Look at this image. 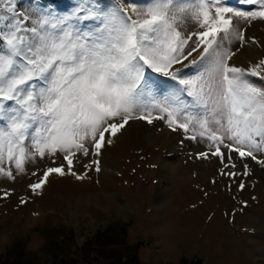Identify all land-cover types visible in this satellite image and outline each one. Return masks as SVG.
<instances>
[{"label":"snow or ice","instance_id":"snow-or-ice-1","mask_svg":"<svg viewBox=\"0 0 264 264\" xmlns=\"http://www.w3.org/2000/svg\"><path fill=\"white\" fill-rule=\"evenodd\" d=\"M244 3L252 8L227 0H147L117 7L102 16L101 27L84 31L73 20L96 18L94 8L23 15L18 0H0V177L14 178L29 161L48 158L52 166L29 185L33 193L52 174L84 179L74 171L77 154L94 149L98 157L134 120L162 121L206 140L201 158L223 160V146L264 166V89L250 82L264 80V58L247 68L230 63L235 43H257L241 22H264V0ZM148 71L175 82L173 90L155 95ZM92 163L99 172L100 161Z\"/></svg>","mask_w":264,"mask_h":264},{"label":"rangeland","instance_id":"rangeland-1","mask_svg":"<svg viewBox=\"0 0 264 264\" xmlns=\"http://www.w3.org/2000/svg\"><path fill=\"white\" fill-rule=\"evenodd\" d=\"M146 3L18 0L17 14L31 15L42 8L68 14L80 4L96 9L98 15L73 23L94 31L101 27L102 16L117 7ZM227 4L252 8L244 0H227ZM192 27L191 22L185 25L186 30ZM241 27L257 43L249 41L244 47L235 43L233 50L239 51L230 63L247 68L264 58V22H241ZM185 73L191 75L193 70ZM146 75L158 97L173 90L169 86L175 82L151 71ZM250 82L264 89V80L251 77ZM184 98L190 99L186 94ZM127 127L111 145L105 143L98 157L94 149L86 157L77 154L74 171L86 173L84 179L52 174L33 193L29 185L52 166L48 158L29 161L25 172H14V178L0 177V258L56 264L50 239L57 236L70 257L76 258L71 264H135V259L139 264H264V166L223 146V160L211 155L201 158L198 153L209 151L206 140H191L183 130L173 131L162 121L150 125L134 120ZM94 159L100 161L99 172ZM22 198L27 202L21 204ZM70 229L75 233L73 243ZM102 232L113 233L104 249H98L95 241L89 248L90 239Z\"/></svg>","mask_w":264,"mask_h":264},{"label":"trees","instance_id":"trees-1","mask_svg":"<svg viewBox=\"0 0 264 264\" xmlns=\"http://www.w3.org/2000/svg\"><path fill=\"white\" fill-rule=\"evenodd\" d=\"M46 1L59 2V0H46ZM68 237L73 243L74 237H75L74 229H70L68 231ZM111 237H113V233L111 232L110 233L102 232V233L96 234L94 238L90 239L87 246L92 249L93 247L92 242L95 241L96 243L100 245L98 249L102 251L104 247L107 245V241ZM50 242L53 247L52 256L56 260V264H69V263L71 264L73 261L74 262L77 261L76 258L70 257L71 255L70 250L65 248L64 245L58 241L57 236L52 237V239H50ZM23 263H24L23 259L20 257L8 259V260L4 256L0 258V264H23ZM135 264H139L137 259H135Z\"/></svg>","mask_w":264,"mask_h":264},{"label":"water","instance_id":"water-1","mask_svg":"<svg viewBox=\"0 0 264 264\" xmlns=\"http://www.w3.org/2000/svg\"><path fill=\"white\" fill-rule=\"evenodd\" d=\"M125 129H127V125H126ZM125 129H124V130H125ZM243 159L246 160V159H248V158H243Z\"/></svg>","mask_w":264,"mask_h":264},{"label":"bare ground","instance_id":"bare-ground-1","mask_svg":"<svg viewBox=\"0 0 264 264\" xmlns=\"http://www.w3.org/2000/svg\"><path fill=\"white\" fill-rule=\"evenodd\" d=\"M254 52H255V54L257 53L256 51H255V49H254ZM258 54V53H257ZM128 130V127H127V129H126V131Z\"/></svg>","mask_w":264,"mask_h":264}]
</instances>
